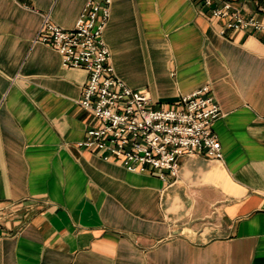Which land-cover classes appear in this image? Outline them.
<instances>
[{
  "label": "crops",
  "instance_id": "crops-1",
  "mask_svg": "<svg viewBox=\"0 0 264 264\" xmlns=\"http://www.w3.org/2000/svg\"><path fill=\"white\" fill-rule=\"evenodd\" d=\"M0 0V264H264V35L228 30L200 0H110L114 73L155 106L208 86L221 161L179 159L175 181L80 150L87 83L36 40L87 2ZM230 2L264 23L255 0Z\"/></svg>",
  "mask_w": 264,
  "mask_h": 264
},
{
  "label": "built area",
  "instance_id": "built-area-1",
  "mask_svg": "<svg viewBox=\"0 0 264 264\" xmlns=\"http://www.w3.org/2000/svg\"><path fill=\"white\" fill-rule=\"evenodd\" d=\"M200 1L213 18L226 20V29L264 35V23L241 17L230 2L218 7L217 0ZM110 4V0L87 2L70 30L52 24L45 15L36 38L59 54L63 68L87 74L78 104L91 115L93 125L77 148L129 173H157L163 181L176 180L183 156L201 154L221 161L212 125L222 113L208 86L179 97L173 106L161 107L147 93L131 90L117 78L103 41ZM5 209L0 207V219Z\"/></svg>",
  "mask_w": 264,
  "mask_h": 264
},
{
  "label": "trees",
  "instance_id": "trees-1",
  "mask_svg": "<svg viewBox=\"0 0 264 264\" xmlns=\"http://www.w3.org/2000/svg\"><path fill=\"white\" fill-rule=\"evenodd\" d=\"M257 1L259 4H263L264 3V0H255Z\"/></svg>",
  "mask_w": 264,
  "mask_h": 264
}]
</instances>
